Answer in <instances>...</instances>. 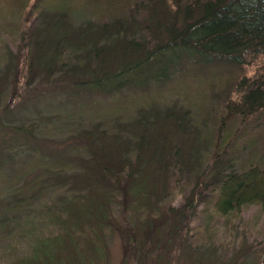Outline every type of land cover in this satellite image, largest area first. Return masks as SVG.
Here are the masks:
<instances>
[{
    "label": "rangeland",
    "instance_id": "374dc122",
    "mask_svg": "<svg viewBox=\"0 0 264 264\" xmlns=\"http://www.w3.org/2000/svg\"><path fill=\"white\" fill-rule=\"evenodd\" d=\"M35 1L0 0V105L5 103L0 106V264H254L253 253L264 243V220L259 209L250 206L242 209L237 217L216 218L205 203L210 196L205 186L199 195L200 189H194L197 212L184 235L191 238L197 228L207 243L189 249L186 242L187 246L178 249L180 252L174 251L178 247L175 245L172 254L158 259H155V253H150L152 257L148 258L137 254L132 259L125 257L117 230L128 224L136 228L145 223L146 213L152 205L150 198L135 211V206L127 208L129 204L124 196L109 204L104 203L102 197L100 203L108 208L114 204L117 225L104 234L83 220L84 226L77 220L74 223L69 214L74 211L71 207L86 203L92 190L81 181L90 171L82 170L83 162L91 161L92 151L97 154L105 151V145L117 149L115 143L125 141L123 138H128L131 145L137 140L130 131L132 128L125 125L132 123L142 112V100L136 97L145 94L149 105L162 113L159 114L162 122L158 126L164 122L162 111L168 110L169 115L182 117L185 107L192 106L199 97L214 102L213 113L220 114L221 105L235 94L230 86H221L229 66H201L188 60L180 61L179 66L169 71L167 78L146 81L143 77L141 84L109 94L74 90L72 82L88 78L85 70L88 73L93 70L90 56L87 53L71 54L74 45L67 38L62 44V56L47 66L45 59L39 58L53 52V45L47 41L43 45L41 39L54 24L68 25L66 27L71 31L85 29L90 21L113 24L108 16L103 18L106 14L102 12L115 1L40 0L39 9L34 11L29 5ZM136 15L135 18L143 20L146 11L143 14L138 11ZM25 29L27 34H24ZM262 63L263 59H258L247 66V77L258 71L264 74ZM47 70L51 73L46 79ZM194 106L189 111L193 116H186L187 124L180 134L174 135L165 124L168 144L182 147L179 148L182 154L176 159L180 167L169 172L174 175L171 183L177 187L176 193H182L177 194L171 204L178 209L194 191L190 187L179 188L187 177L197 180L199 175L211 173L213 180L215 176L237 173L251 155L249 143L253 135L264 126V116L255 120L248 132L240 126L238 129L242 131L237 139L243 140L234 159L215 160L207 142L199 137L201 127L196 128L193 124L196 121V125H209V122ZM77 148L84 150L83 155H77ZM195 154L196 160L193 159ZM151 156L146 151L144 164L151 163ZM111 157L115 164L117 158ZM160 188L154 192L155 200L166 198L165 194H157ZM155 204L157 211L162 212V201ZM130 210L134 213L130 214ZM70 231L80 241L79 251L73 252L69 247ZM135 238L140 241L141 235L136 234ZM47 253L52 254L47 256Z\"/></svg>",
    "mask_w": 264,
    "mask_h": 264
},
{
    "label": "trees",
    "instance_id": "16d2710c",
    "mask_svg": "<svg viewBox=\"0 0 264 264\" xmlns=\"http://www.w3.org/2000/svg\"><path fill=\"white\" fill-rule=\"evenodd\" d=\"M114 1V5L102 12L106 14L103 18L108 16L113 24L90 21L81 31H71L66 27L68 25L54 24L48 27L46 37L40 39L43 45L46 41L53 45V52L38 58L45 59L47 66L54 59H59L62 56V44L68 38L74 45L70 53L76 56L78 53H87L94 66L89 73L83 66L88 78L74 80L71 84L73 89L103 94L139 85L143 77L146 81L167 78L169 71L179 66L182 60L201 66H229L227 78H224L221 86H230L235 95L221 105L220 114L214 115L211 106L215 103L207 97L203 100L199 97L200 100L192 106L195 105V110H199L209 122V125H196V121L193 124L196 128L201 127L198 130L201 134L199 137L207 142L212 159H234L233 155L237 149L239 151L240 141L243 140L237 139L242 131L238 128L241 126L248 132L251 124L264 116V74L258 71L247 77L245 73L246 67L254 61H264V0H138L140 4L134 0ZM35 2L29 7L37 11L40 0ZM144 10L145 19L135 18L138 11L143 14ZM25 30L27 32L24 34H27L28 30ZM35 43L34 47H37ZM50 73L51 70L46 71V79ZM136 98L142 100V112L132 123L126 122L125 125L132 128L130 131L137 140L131 145L128 138H123L126 140L115 143L117 149H109L105 145V151L98 154L92 151L91 161L83 162L82 170L90 171L81 181L92 190L86 203L71 207L74 211L69 214L74 223L78 222L81 226L85 225L84 222L93 224L98 227L99 233L104 234L117 226L116 208L112 203L108 208L105 202L109 204L124 196L129 206L131 204L127 208L135 206L136 211L140 204L150 198L152 205L146 213L145 223L136 225V228L128 224L117 230L125 257L132 259L137 254L148 258L155 253L154 257L158 259L174 251L180 252L178 249L187 246L186 242L189 249L207 243L197 228H194L191 238L184 235V230L197 212V206H194L196 187L200 189L198 195L204 186L209 190L210 196L205 203L216 218L237 217L242 209L255 206L264 220V126L253 135L249 143L251 155L247 156L244 166L237 173L215 176L213 180L211 173L201 174L197 180L192 176L187 177L179 188L190 187L194 191L185 205L178 209L171 204L177 198L176 195L182 193H176L177 187L171 183L174 175H169V172L180 167L176 159L182 154L179 149L182 147L168 144L164 135L167 132L165 124L169 125L174 135L180 134L187 124L186 116H193L189 112L192 106L185 107L186 112L182 117L169 115L168 110L162 111L165 113L164 122L157 126L162 122L159 117L162 113L149 105L145 94ZM154 128L160 132L154 131ZM88 140L92 141L90 138ZM259 147L262 149L259 150ZM76 150L77 155H83L84 150ZM146 151L152 155L149 157L150 164L143 162ZM111 155L117 158L115 164L110 159ZM197 158L195 154L193 159ZM158 188L157 194H165L164 200H155L154 192ZM100 199L104 203H100ZM161 201L162 212L155 207V203ZM67 207L70 208V205ZM79 209L84 212L79 213ZM132 212L129 211L130 214ZM136 234L141 235L140 241L135 238ZM69 236V247L76 252L80 241L74 238L71 231ZM103 238L102 235V242ZM186 238H189V242ZM175 245L178 247L172 251ZM50 254L47 253V256ZM253 255L254 264H264V243Z\"/></svg>",
    "mask_w": 264,
    "mask_h": 264
}]
</instances>
